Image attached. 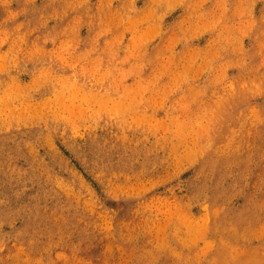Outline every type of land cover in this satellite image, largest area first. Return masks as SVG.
<instances>
[{
  "label": "rangeland",
  "instance_id": "374dc122",
  "mask_svg": "<svg viewBox=\"0 0 264 264\" xmlns=\"http://www.w3.org/2000/svg\"><path fill=\"white\" fill-rule=\"evenodd\" d=\"M0 264H264V0H0Z\"/></svg>",
  "mask_w": 264,
  "mask_h": 264
},
{
  "label": "bare ground",
  "instance_id": "6f19581e",
  "mask_svg": "<svg viewBox=\"0 0 264 264\" xmlns=\"http://www.w3.org/2000/svg\"><path fill=\"white\" fill-rule=\"evenodd\" d=\"M31 109V108H30ZM36 109V108H35Z\"/></svg>",
  "mask_w": 264,
  "mask_h": 264
}]
</instances>
